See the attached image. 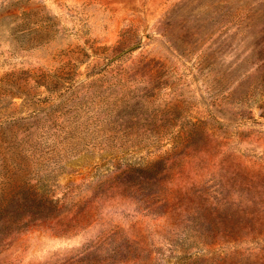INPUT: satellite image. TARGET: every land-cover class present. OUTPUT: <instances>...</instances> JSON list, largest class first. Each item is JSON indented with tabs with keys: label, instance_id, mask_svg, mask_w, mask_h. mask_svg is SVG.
I'll return each mask as SVG.
<instances>
[{
	"label": "rangeland",
	"instance_id": "rangeland-1",
	"mask_svg": "<svg viewBox=\"0 0 264 264\" xmlns=\"http://www.w3.org/2000/svg\"><path fill=\"white\" fill-rule=\"evenodd\" d=\"M144 57L157 64L137 69ZM186 148L163 177L110 182ZM262 166L264 0H0L5 226L34 211L8 202L32 186L62 214L95 209L65 235L39 220L14 231L0 264H264L258 222L237 246L213 236L236 202L264 215L236 183Z\"/></svg>",
	"mask_w": 264,
	"mask_h": 264
},
{
	"label": "trees",
	"instance_id": "trees-1",
	"mask_svg": "<svg viewBox=\"0 0 264 264\" xmlns=\"http://www.w3.org/2000/svg\"><path fill=\"white\" fill-rule=\"evenodd\" d=\"M177 14H170L168 16V21L164 23L161 27V31L164 34L169 33L171 26L173 25V20H175ZM157 62L153 58L144 57L143 59L138 60L136 64V68H151L154 67ZM191 149L189 148L184 151L177 153L174 152L173 155L162 158L153 162L145 167H138L133 165H128L123 169L111 170L110 172V182L117 183L119 178H125L128 175H132L133 173H138L143 176H151L157 177L161 175L163 177V172L171 169V165L168 164L169 161L175 160V158H182L184 156L190 157L192 156ZM188 171L187 165L184 163L180 165L169 177L173 183V180H177L181 178ZM236 183L243 186V193L241 192V196H249L247 198V204L249 206L262 205L263 198H255L253 196V192L259 195L264 194V166L257 168L256 170L250 168H242L238 172H236ZM35 186L29 188V196L24 198L23 200H15L10 199L8 202L15 203L17 208L22 207H30L33 208L34 211L31 214L26 216H16L12 225V231L9 230L7 226H5L10 220V216L2 215L0 213V241L4 240L14 231L20 232L23 228L27 227L32 221H45L50 224L55 234L65 235L68 234V230L66 228H60L59 225H67L72 223L71 221L75 219L76 223L80 225L83 223V226L86 227L90 224L92 216H94L95 209L91 208L90 210H86L83 214L79 215L77 213H64L62 214L65 203L63 204L60 199L52 198L50 196H45L40 194L35 190ZM172 187L170 189V194H172ZM252 194V196H251ZM39 196V197H38ZM169 200L171 199L169 195ZM239 199V198H238ZM238 201V200H237ZM239 202H236V213L230 214H221L219 216V222L221 225L219 226V230L214 232L215 240H225L227 237L236 236V246L238 245V241L242 237V231L253 230L256 222H258L259 226H264V215L259 216L254 214L252 209L244 210V207L239 206ZM211 218V216H210ZM212 219V218H211ZM73 225V224H71ZM74 233V232H73Z\"/></svg>",
	"mask_w": 264,
	"mask_h": 264
}]
</instances>
